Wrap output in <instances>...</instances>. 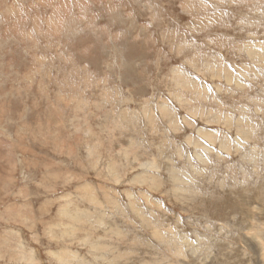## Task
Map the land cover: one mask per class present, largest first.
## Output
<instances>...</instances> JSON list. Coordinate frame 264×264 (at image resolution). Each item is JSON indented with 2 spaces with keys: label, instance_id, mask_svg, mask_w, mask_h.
<instances>
[{
  "label": "rangeland",
  "instance_id": "1",
  "mask_svg": "<svg viewBox=\"0 0 264 264\" xmlns=\"http://www.w3.org/2000/svg\"><path fill=\"white\" fill-rule=\"evenodd\" d=\"M262 244L264 0H0V264Z\"/></svg>",
  "mask_w": 264,
  "mask_h": 264
},
{
  "label": "bare ground",
  "instance_id": "2",
  "mask_svg": "<svg viewBox=\"0 0 264 264\" xmlns=\"http://www.w3.org/2000/svg\"><path fill=\"white\" fill-rule=\"evenodd\" d=\"M263 245V247H264V244H262ZM263 249V248H262ZM263 252H264V250H263ZM262 254V253H261ZM263 255V254H262ZM264 259V258H263Z\"/></svg>",
  "mask_w": 264,
  "mask_h": 264
}]
</instances>
